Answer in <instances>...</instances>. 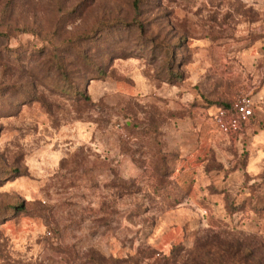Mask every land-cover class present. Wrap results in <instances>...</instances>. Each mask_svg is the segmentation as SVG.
Returning <instances> with one entry per match:
<instances>
[{
    "label": "rangeland",
    "instance_id": "rangeland-1",
    "mask_svg": "<svg viewBox=\"0 0 264 264\" xmlns=\"http://www.w3.org/2000/svg\"><path fill=\"white\" fill-rule=\"evenodd\" d=\"M196 262L264 264V0H0V264Z\"/></svg>",
    "mask_w": 264,
    "mask_h": 264
},
{
    "label": "built area",
    "instance_id": "built-area-1",
    "mask_svg": "<svg viewBox=\"0 0 264 264\" xmlns=\"http://www.w3.org/2000/svg\"><path fill=\"white\" fill-rule=\"evenodd\" d=\"M253 113L252 102L248 98H240L228 108L218 109L214 119L222 133L236 135L249 126Z\"/></svg>",
    "mask_w": 264,
    "mask_h": 264
},
{
    "label": "trees",
    "instance_id": "trees-1",
    "mask_svg": "<svg viewBox=\"0 0 264 264\" xmlns=\"http://www.w3.org/2000/svg\"><path fill=\"white\" fill-rule=\"evenodd\" d=\"M228 107H229L228 105H225L224 107L217 108V110L220 109V108H228ZM209 245H210V243L206 242V243L201 244L200 246H198L197 247L198 250H196V251H202V255H203V260L204 261L211 255V250H209ZM223 253L225 254L227 260H230V259H232L233 257H235L237 255V253H234L232 250H229V249H224ZM173 256H174V258H176L178 256V254H176V252H175ZM189 257L192 258V254L189 255ZM192 261H195V258H193ZM196 263L197 264H202L200 262H196Z\"/></svg>",
    "mask_w": 264,
    "mask_h": 264
}]
</instances>
